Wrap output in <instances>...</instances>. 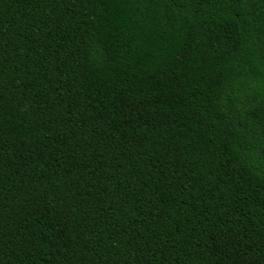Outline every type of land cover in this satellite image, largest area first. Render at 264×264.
I'll return each mask as SVG.
<instances>
[{
  "label": "trees",
  "instance_id": "16d2710c",
  "mask_svg": "<svg viewBox=\"0 0 264 264\" xmlns=\"http://www.w3.org/2000/svg\"><path fill=\"white\" fill-rule=\"evenodd\" d=\"M0 264H264V0H0Z\"/></svg>",
  "mask_w": 264,
  "mask_h": 264
}]
</instances>
